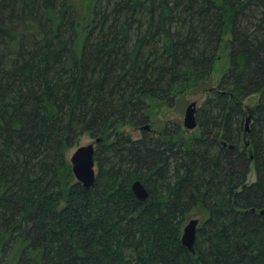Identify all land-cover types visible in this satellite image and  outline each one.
<instances>
[{"label":"trees","instance_id":"16d2710c","mask_svg":"<svg viewBox=\"0 0 264 264\" xmlns=\"http://www.w3.org/2000/svg\"><path fill=\"white\" fill-rule=\"evenodd\" d=\"M0 13V264H264V0H0ZM188 91L208 95L196 130L120 131ZM84 135L103 139L91 189L66 157Z\"/></svg>","mask_w":264,"mask_h":264},{"label":"rangeland","instance_id":"374dc122","mask_svg":"<svg viewBox=\"0 0 264 264\" xmlns=\"http://www.w3.org/2000/svg\"><path fill=\"white\" fill-rule=\"evenodd\" d=\"M11 22L12 21L10 17H6L5 15L0 13V34L2 33V31H4V27H5L4 24L6 25ZM229 54H230V36L227 35L224 39L218 60L215 64V70L212 73L211 81L209 82V85L218 87L222 79V76L226 70V67L228 65ZM207 97L208 95L207 92L205 91H202V93H194L193 91H188L187 93L179 96L173 106H170L167 103L161 101L151 100L150 103L155 112L154 115L155 120L153 123L149 125L150 129H152L153 131L162 130L168 122H178L184 128V121H185L187 108L192 103H197V108L199 110L203 106ZM255 102L256 100H248L246 102L245 105H247L249 111H252L254 109ZM197 117H198V113H197ZM120 131L124 132L126 135L133 137L134 139H140L143 133L141 128H135L131 126L124 127ZM92 143H95V139H93L90 135L81 136L77 145L70 147L66 150V157L70 161L71 157L79 147L88 146ZM256 180H257V174H256L255 166L253 164L250 168V173L248 175L247 183L253 184ZM192 219H198L201 222L202 221L201 213L199 211H196L193 214H191L187 218L186 224Z\"/></svg>","mask_w":264,"mask_h":264},{"label":"water","instance_id":"95a60500","mask_svg":"<svg viewBox=\"0 0 264 264\" xmlns=\"http://www.w3.org/2000/svg\"><path fill=\"white\" fill-rule=\"evenodd\" d=\"M197 111V103H192L187 108L184 121L185 129L192 131L198 128ZM251 119L252 114L246 121L245 129L247 133L250 131ZM141 130H150V126H145ZM102 141L103 139L98 138L95 143L79 147L70 159L72 171L77 182L82 184L86 189H91L95 185L97 178V162L95 160L96 147ZM231 148H233V146H231ZM132 191L140 201H144L149 197V192L141 181H137L133 184ZM199 224L200 220L192 219L183 229L182 243L193 254L195 253V243Z\"/></svg>","mask_w":264,"mask_h":264},{"label":"bare ground","instance_id":"6f19581e","mask_svg":"<svg viewBox=\"0 0 264 264\" xmlns=\"http://www.w3.org/2000/svg\"><path fill=\"white\" fill-rule=\"evenodd\" d=\"M189 223V222H188Z\"/></svg>","mask_w":264,"mask_h":264}]
</instances>
